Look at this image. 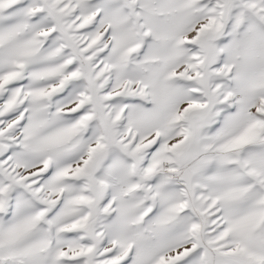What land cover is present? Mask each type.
<instances>
[{
	"label": "snow or ice",
	"instance_id": "snow-or-ice-1",
	"mask_svg": "<svg viewBox=\"0 0 264 264\" xmlns=\"http://www.w3.org/2000/svg\"><path fill=\"white\" fill-rule=\"evenodd\" d=\"M0 264H264V0H0Z\"/></svg>",
	"mask_w": 264,
	"mask_h": 264
}]
</instances>
